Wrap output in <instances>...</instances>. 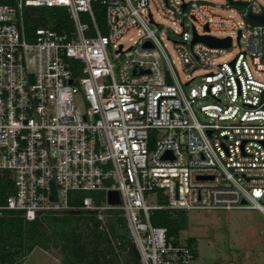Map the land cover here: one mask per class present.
<instances>
[{
	"label": "built area",
	"instance_id": "1",
	"mask_svg": "<svg viewBox=\"0 0 264 264\" xmlns=\"http://www.w3.org/2000/svg\"><path fill=\"white\" fill-rule=\"evenodd\" d=\"M29 8L66 9L72 33L29 34ZM250 15H264V0L0 4V213L104 221L120 210L143 264H197L195 248L152 224L155 211L264 215V24ZM131 30L141 37L126 50ZM195 35L232 44L192 45ZM236 43L237 56L218 63Z\"/></svg>",
	"mask_w": 264,
	"mask_h": 264
},
{
	"label": "trees",
	"instance_id": "2",
	"mask_svg": "<svg viewBox=\"0 0 264 264\" xmlns=\"http://www.w3.org/2000/svg\"><path fill=\"white\" fill-rule=\"evenodd\" d=\"M13 3L14 0H0V4ZM94 11L99 29L106 34L105 8L101 2L94 3ZM25 20L29 34L38 28L60 34L73 31L66 9L29 8ZM77 200L73 203L82 202L81 198ZM159 202L166 204L164 198ZM104 219H99L95 212L79 210L29 222L17 213L4 211L0 213V264H24L37 248L58 251L60 264H143L122 211H107ZM151 221L156 227L167 228L170 237L177 238L187 229L184 211H155ZM188 245L195 248L196 240L188 239Z\"/></svg>",
	"mask_w": 264,
	"mask_h": 264
},
{
	"label": "rangeland",
	"instance_id": "3",
	"mask_svg": "<svg viewBox=\"0 0 264 264\" xmlns=\"http://www.w3.org/2000/svg\"><path fill=\"white\" fill-rule=\"evenodd\" d=\"M220 1V0H210ZM224 12L223 15H228ZM84 23L89 24L87 16L82 15ZM167 27L170 22L161 21ZM141 34L131 30L121 42L125 49L133 46ZM169 53L175 58L174 51L169 46ZM237 43L228 52L227 58H221L218 63L230 61L237 56ZM182 81L187 75L177 66ZM202 73H205L202 71ZM199 119L204 122L205 117L198 111ZM151 205H159V200L148 199ZM187 215V229L182 231L177 240L181 244H188V239L196 240L197 264H264V215L255 210H236L226 212L217 211H190ZM61 256L58 251H43L39 248L28 256L24 264H60Z\"/></svg>",
	"mask_w": 264,
	"mask_h": 264
},
{
	"label": "water",
	"instance_id": "4",
	"mask_svg": "<svg viewBox=\"0 0 264 264\" xmlns=\"http://www.w3.org/2000/svg\"><path fill=\"white\" fill-rule=\"evenodd\" d=\"M249 19L251 21H254L256 23H261L264 24V15L263 16H253L250 15ZM197 43H204L209 47L212 48H230L231 44H232V40L230 38L228 39H216L210 36H198L195 35L194 41L192 43V45H195ZM150 47V45H146V48ZM109 203L111 205H120L121 201H120V197L119 194L117 192H110L109 193Z\"/></svg>",
	"mask_w": 264,
	"mask_h": 264
}]
</instances>
